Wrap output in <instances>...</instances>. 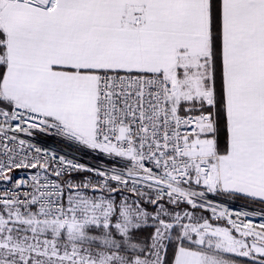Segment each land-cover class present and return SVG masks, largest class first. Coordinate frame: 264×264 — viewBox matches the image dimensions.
Wrapping results in <instances>:
<instances>
[{
	"label": "snow or ice",
	"instance_id": "snow-or-ice-1",
	"mask_svg": "<svg viewBox=\"0 0 264 264\" xmlns=\"http://www.w3.org/2000/svg\"><path fill=\"white\" fill-rule=\"evenodd\" d=\"M0 264H264V0H0Z\"/></svg>",
	"mask_w": 264,
	"mask_h": 264
}]
</instances>
